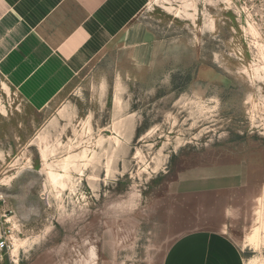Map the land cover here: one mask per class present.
I'll return each instance as SVG.
<instances>
[{"label": "rangeland", "instance_id": "374dc122", "mask_svg": "<svg viewBox=\"0 0 264 264\" xmlns=\"http://www.w3.org/2000/svg\"><path fill=\"white\" fill-rule=\"evenodd\" d=\"M129 26L42 109L0 74V264H162L197 229L264 264V0Z\"/></svg>", "mask_w": 264, "mask_h": 264}, {"label": "crops", "instance_id": "0c3cea01", "mask_svg": "<svg viewBox=\"0 0 264 264\" xmlns=\"http://www.w3.org/2000/svg\"><path fill=\"white\" fill-rule=\"evenodd\" d=\"M150 1L0 0V74L31 107L42 109ZM162 264L247 263L225 233L197 229L177 238Z\"/></svg>", "mask_w": 264, "mask_h": 264}, {"label": "built area", "instance_id": "2783aa9c", "mask_svg": "<svg viewBox=\"0 0 264 264\" xmlns=\"http://www.w3.org/2000/svg\"><path fill=\"white\" fill-rule=\"evenodd\" d=\"M9 237L10 235H8L5 229H3V231H0V250L8 248Z\"/></svg>", "mask_w": 264, "mask_h": 264}]
</instances>
